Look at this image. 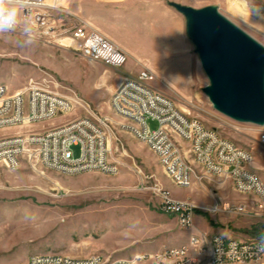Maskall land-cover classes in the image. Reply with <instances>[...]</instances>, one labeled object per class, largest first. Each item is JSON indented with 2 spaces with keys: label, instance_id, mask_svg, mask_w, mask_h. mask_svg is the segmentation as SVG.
Returning a JSON list of instances; mask_svg holds the SVG:
<instances>
[{
  "label": "rangeland",
  "instance_id": "rangeland-1",
  "mask_svg": "<svg viewBox=\"0 0 264 264\" xmlns=\"http://www.w3.org/2000/svg\"><path fill=\"white\" fill-rule=\"evenodd\" d=\"M185 5H215L264 44V0H188ZM18 29L0 33V84L12 90L30 80L46 83L54 92L72 96L108 117L111 160L117 171L68 174L28 159L16 169L0 164V264H28L31 254L46 252L132 258L183 245L191 233L264 240V211H252L256 207L253 196L238 193L229 180L223 179L205 180L191 187L175 185L159 157L133 133V123L111 109V96L123 81V73L137 76L145 59L146 67L155 74L152 85L208 128L252 151V169L264 182V143L259 139L264 126L236 122L213 108L203 92L210 82L187 35L186 23L185 55L165 52L153 37L139 31L135 33L139 41L136 55L128 56L119 69L29 38L22 34L24 29ZM119 33L126 39V32ZM60 39L45 38L47 42ZM86 114L77 105L72 113L58 116L47 125ZM148 124L151 130L158 128L156 121L148 120ZM32 127L41 126L3 128L0 137ZM79 155L80 148L74 147V156ZM149 184H158L174 197L199 206L194 227L184 229L175 216L163 213ZM213 197L221 202L246 203L248 211L210 213L204 208Z\"/></svg>",
  "mask_w": 264,
  "mask_h": 264
},
{
  "label": "built area",
  "instance_id": "built-area-1",
  "mask_svg": "<svg viewBox=\"0 0 264 264\" xmlns=\"http://www.w3.org/2000/svg\"><path fill=\"white\" fill-rule=\"evenodd\" d=\"M12 4L20 9L17 26L25 25L23 35L69 49L112 68L119 69L127 63L128 55L121 46L56 0H12ZM49 25H60L58 42L45 40ZM143 66L137 76L125 77L113 92L110 104L114 114L132 122L131 130L137 138L159 151L160 162L175 185L191 187L205 180H229L235 191L256 200L252 211H264V182L252 169L253 152L181 109L172 97L152 85L155 74L147 64ZM83 106L86 105L81 101L82 109ZM73 110L72 105L56 102L54 90L46 83L30 80L16 91L0 84V129L41 126L0 137V164L16 169L22 160L28 159L68 174L116 172L117 166L111 160L108 117L90 109L88 121L74 117L60 124L47 125ZM148 120L156 121L158 128L151 130ZM259 139L264 143V127ZM74 147L80 148L78 157L74 156ZM183 169L192 171V179L183 178ZM147 187L159 198L163 213L175 216L184 229L194 227L199 206L174 197L158 184ZM212 200L204 208L210 213L244 214L248 211L246 203L221 202L216 197ZM189 237L192 245L175 252L162 249L154 255L137 254L132 258L46 252L31 254L28 264H142L147 261L150 264H264V240L224 235L214 238V234L206 233L204 241H197L196 233Z\"/></svg>",
  "mask_w": 264,
  "mask_h": 264
},
{
  "label": "water",
  "instance_id": "water-1",
  "mask_svg": "<svg viewBox=\"0 0 264 264\" xmlns=\"http://www.w3.org/2000/svg\"><path fill=\"white\" fill-rule=\"evenodd\" d=\"M171 4L186 19L187 35L210 82L203 92L213 108L236 122L264 126V44L215 5Z\"/></svg>",
  "mask_w": 264,
  "mask_h": 264
},
{
  "label": "crops",
  "instance_id": "crops-1",
  "mask_svg": "<svg viewBox=\"0 0 264 264\" xmlns=\"http://www.w3.org/2000/svg\"><path fill=\"white\" fill-rule=\"evenodd\" d=\"M56 2L87 20L95 29L121 46L128 56L136 55L135 49L139 41L135 33L139 31L153 37L157 47L167 53L175 55L186 53L184 36L186 19L171 2L188 4V0H56ZM119 32H126V39L122 38ZM187 45L189 47L188 43ZM144 60L143 65H148V61ZM127 76L129 75L123 73L122 79Z\"/></svg>",
  "mask_w": 264,
  "mask_h": 264
},
{
  "label": "bare ground",
  "instance_id": "bare-ground-1",
  "mask_svg": "<svg viewBox=\"0 0 264 264\" xmlns=\"http://www.w3.org/2000/svg\"><path fill=\"white\" fill-rule=\"evenodd\" d=\"M19 28V29H18ZM20 30L24 29L25 32V25H18L15 26L13 30ZM61 37V27L60 25H49L46 27L45 30V38L48 39H59ZM54 100L58 103L72 105V108L75 109L77 105L81 107V102L78 100H75L72 96L69 95H63L59 94L57 92H54ZM83 109L86 110V115L79 117V121H88V116H90V109H88L86 106H83ZM153 152L159 157V151L157 149H152ZM183 178L184 179H192V171L190 169H183ZM222 234H214V238H222ZM197 241H204V234H197ZM192 245V238L190 237V240L188 242H185L183 245L177 246V247H167L164 248V252H175L176 250H182V248H187L188 246ZM139 255H154L143 253Z\"/></svg>",
  "mask_w": 264,
  "mask_h": 264
},
{
  "label": "clouds",
  "instance_id": "clouds-1",
  "mask_svg": "<svg viewBox=\"0 0 264 264\" xmlns=\"http://www.w3.org/2000/svg\"><path fill=\"white\" fill-rule=\"evenodd\" d=\"M19 18L20 9L12 4V0H0V33L13 30Z\"/></svg>",
  "mask_w": 264,
  "mask_h": 264
}]
</instances>
